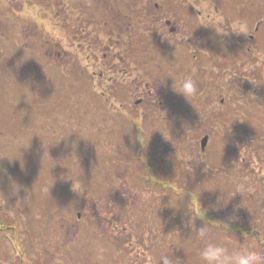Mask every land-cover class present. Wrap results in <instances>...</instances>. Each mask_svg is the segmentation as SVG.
I'll list each match as a JSON object with an SVG mask.
<instances>
[{
	"label": "flooded vegetation",
	"instance_id": "af4514ba",
	"mask_svg": "<svg viewBox=\"0 0 264 264\" xmlns=\"http://www.w3.org/2000/svg\"><path fill=\"white\" fill-rule=\"evenodd\" d=\"M207 1L211 3H205ZM242 1L250 3V0H237L238 3L230 9L227 4H221L225 0H0V43L19 41L38 44L42 62L35 64L37 74L49 76L61 72L88 76L93 88L100 89L104 107L122 101L116 110L122 114L112 117L111 122L105 121L106 125H103L107 129L102 135L105 147L110 149L113 146L107 139L108 129L115 123L117 133L113 136L116 138L115 148H111L115 155L106 161L107 172L101 184L104 188L102 206L97 202H94V206L88 205L92 216L101 220L104 241L112 242L109 240V236H112L118 242L113 244L116 252L112 255L117 264H167L169 243V248L180 246L189 260L193 256L197 258L195 263L202 264L199 253L207 241L212 242V232L216 230L229 237L240 236L248 247L264 255V225L257 227L258 220L255 223L247 217L228 222L232 215H264V195L254 196L251 191L250 197V189L258 180H249L245 174H237L244 169H241L243 164L233 163L237 159L234 149L222 148L220 143L215 142L212 129L221 123L231 125L234 120V114L229 116V111L226 116H220V113H226L221 112L220 105L230 107L233 102L231 113L236 112L235 96H231L237 87L233 80L223 95L219 92L220 88L215 86L219 67L211 72L204 68L205 47L209 49L211 42L218 44V41H208L206 34L200 37V33L205 31L204 21H218L216 14L223 19V25L229 26L234 21L238 24L251 21V6L242 4ZM3 12H7L8 17ZM191 26L193 31L198 32L195 39L193 35L188 36V33H192L188 30ZM182 27L186 30H181ZM243 36H234L231 49L236 51L235 45H238V52L251 50ZM167 56L180 63L192 61V67L180 68L185 73L183 75L193 76L194 72L195 77H199L196 92L189 100L155 77L163 66L167 69V78L171 79ZM229 71L232 74L230 79H236V70ZM153 77L159 80L150 81ZM243 80H246V76ZM132 95L136 98L134 106L130 105L133 113L125 114L122 111L127 107L124 103ZM215 103L220 106L218 112L213 110ZM161 110L163 113L167 111V116L156 115ZM207 113L210 117H205ZM14 117L16 121L22 120L18 115ZM3 124L0 121V126ZM144 125L151 127L152 131L145 130ZM127 126L134 130L136 127V132L126 130L123 136L120 131ZM218 134L223 137L221 133ZM230 134L231 130L228 129L225 135ZM205 137L207 143L203 148L202 140ZM184 138L179 144L176 142ZM162 146L167 162L160 166L161 170H154L153 158L150 159L149 155L154 156ZM117 152L122 161L144 166L145 177L143 173V176H130V172L124 176L117 169V159L120 158L116 156ZM256 154L258 156L260 151ZM246 160L243 158V162ZM13 173L15 178L12 181ZM236 175L238 178H235ZM49 176H52L51 170ZM123 176L127 179H121ZM0 177L6 179L2 181L4 187L0 185V232L8 240L13 239L10 235L13 234L17 241L15 243H18L15 248L22 256L23 264H34L22 244L25 242L29 246L31 236L27 242L19 239L29 231L30 227L25 224L31 214L23 212L21 206H16L19 212L13 214L11 202L8 201L12 182L20 195L33 194L32 182L25 179L24 170H12V166L7 164L0 166ZM260 177H264V169ZM53 182L55 195H49L52 200L59 198V187H63L61 190L65 193L76 189V181L69 180L63 186L60 179ZM116 186L125 189L115 191L113 195L111 188ZM44 193L40 190L39 194ZM43 196L38 207L44 206L42 200L46 196ZM15 215L22 217L24 227H19ZM173 215L176 219H173ZM77 217L81 220L83 215L78 214ZM258 219L263 220L262 216ZM86 221L91 223V220ZM53 223L58 228L47 231L44 244L49 250L53 243L59 249L56 234L60 230L67 237L79 232L74 216L70 219L57 215ZM171 229L177 232L169 234ZM202 229L206 230L204 237H201ZM253 239L257 247L251 243ZM36 242L42 245L40 235ZM44 246L41 248L44 249ZM57 261L61 263L59 257ZM0 264H7L1 260V255Z\"/></svg>",
	"mask_w": 264,
	"mask_h": 264
},
{
	"label": "rangeland",
	"instance_id": "374dc122",
	"mask_svg": "<svg viewBox=\"0 0 264 264\" xmlns=\"http://www.w3.org/2000/svg\"><path fill=\"white\" fill-rule=\"evenodd\" d=\"M236 1L225 0V3L221 2V4H227L230 9H233V5L238 3ZM205 3L211 2L207 1ZM241 3L251 6V21L247 20L246 24H238L234 21V24L231 22L228 26L223 25L221 23L223 19L216 14L218 21L212 23L204 21L203 30L205 31L200 33V37L203 38L206 34L208 41H218V44L211 42L208 46L209 49L205 47L207 54L204 58V68L211 72L213 68L219 67V71L215 72L217 76L215 86L220 88L219 92L223 95L225 89L232 85L233 80L236 81L237 91L231 96H235L236 112L231 113L232 108H234L233 102L230 107L228 105H220V107L216 102L213 108L218 112L220 107L221 112H226L225 114L220 113L221 117L226 116L227 111H229V116L234 114V120H232L231 125L218 124L212 131L215 132L216 144L219 145L220 143L222 148L225 149H234L237 159L235 158L233 163L243 164L241 169H244L245 172L241 170L237 174L242 176L245 174L244 176L249 180H258L257 184L250 189L251 197V191H253L254 196L264 195V177H260L264 169V0H250V3L249 1H242ZM3 14L8 17L7 12H3ZM219 14L221 13L219 12ZM225 19H229V17H225ZM239 25H245L246 32L240 33L238 31ZM180 29L184 30L185 28ZM234 29H236L235 32ZM168 30L169 28H167ZM188 30L192 32L188 33V36L193 35L195 39L198 32L193 31L192 26ZM236 35H244L242 38H246L247 46L251 48L250 51L242 50L238 52L239 48L236 47L238 45H235L236 51L231 49ZM250 36H253V39H250ZM11 42L0 43V121L4 123L0 126V166L3 167L7 164L12 166V170H24L25 179L30 180L33 185V194L27 195L24 193L20 195L12 182L11 196L8 200L11 202L13 214L19 212L16 210V206H21L24 208L23 212L31 214L28 215V217H31L30 220L26 219L25 224L30 227L29 231L19 238L27 242L31 236L29 246H26L25 242L22 243L28 250V258L33 260L34 264H37V262L38 264H112V262L117 264L112 255L116 252L113 244L118 242L112 236H109V240L113 243L104 241L105 236L103 234L105 232H101V220L97 216H92L88 205L94 206V202H97L100 207L102 206L104 188L101 184L105 179L104 174L107 172L105 169L106 161L112 155H115L112 151L115 148L116 138L113 136L117 133L115 123L109 127L107 139L109 143L113 144L114 147H111L113 150L107 148L108 146L105 147L102 142V135L107 129L103 125H106L105 121L111 122L112 117L116 118V116L122 114L116 111L122 101H116L111 106L104 107L105 103L100 96V89L93 88V82L89 80L88 76L67 75V73L61 72L60 74H49V76L37 74V71L34 70L36 68L35 64L40 65L42 62L39 45L24 44L19 41ZM40 58L41 61H39ZM167 60L171 79L167 78V69H164L163 66L155 75L156 78H160V81L169 84L172 88L174 82L178 85L184 78H191L195 86L198 85L197 80L199 77H195L194 72L191 76L183 75L185 74L184 71H180L182 66L187 69L190 66L192 67V61L184 60L180 63L174 61L172 57H168ZM229 69H232L233 72L236 70V79H230L232 74ZM244 72L245 74H243ZM255 72L257 76L254 75ZM244 76H246L245 81L243 80ZM156 78L153 77L150 81ZM229 80L230 83H228ZM45 84L49 86L44 87ZM242 85H252V90L244 91ZM128 100L124 103L127 107L122 109L125 114L132 112L130 105L135 103L136 98L132 95ZM161 112L162 110L156 115L167 116V111ZM173 114H175L174 111ZM16 115L22 117V120L16 121L14 119ZM206 116L210 117V114L207 113ZM106 117H108V120H105ZM11 123L12 125H10ZM144 126H146L145 130L152 131L151 127ZM211 126L213 125L211 124ZM228 129L231 130L230 136L225 135ZM126 130L134 132L136 127L135 130L128 128V126L123 128L120 131L123 136H125L124 131ZM218 132L223 137H220ZM180 135L182 134H178V136ZM184 140L185 138L175 141L179 144ZM189 145H193V143ZM123 147L121 145L122 149ZM161 148V151L158 149L154 156L149 155L150 159L153 158V161H151L154 170H159L160 166L165 165L167 162L163 152L164 146ZM257 151H260L258 156ZM118 155L120 157L117 152L116 156ZM243 158H246L247 162H243ZM117 165V169L122 171L124 176L128 172H130V176L134 174L143 176V173L145 177L147 174L144 166L136 165L130 161L126 163L124 160L122 161V157L117 159ZM50 170L52 178L49 176ZM130 176L129 179L131 180ZM123 177L121 179H127V177ZM14 178L13 173L12 181ZM107 178H110V176ZM235 178H238V175ZM55 179H60L62 186L63 183L66 185L69 180L76 181V189L70 191L74 195L63 192L61 189L64 188L59 187V198L52 200L49 195L50 193L55 195L53 191L55 189V182H53ZM5 180V178L0 177L2 188L4 187L2 181ZM58 184L60 185V183ZM111 189L114 195L115 191L120 192L125 187L119 188L116 186ZM40 190L45 193L39 194ZM43 195L46 196L45 200H42L44 206L38 207L41 204V197H44ZM48 201H51V203ZM78 214L83 215L81 220L78 219ZM57 215L60 217L67 216L70 219L74 216L75 224L79 226V232L67 237V235H62L60 230L56 234V238L59 240V249L53 243L49 250L44 244L48 232L53 231L54 227L58 228L53 223ZM15 216L19 227L21 228L22 225L24 227L22 217L20 215ZM260 216L263 220L258 219ZM245 217L249 220H258L257 227L264 225V215H232L228 222L244 220ZM173 219H176L174 215ZM86 220H91V223ZM40 225H42V228ZM214 226L218 228V225L214 224ZM176 232L175 229L169 230V234ZM212 234V242L210 243L216 241L215 244L226 247L229 252L240 246H247L245 241L238 235L229 237L217 230ZM10 235L13 238L12 240L5 239L4 233L0 232L1 260H5L7 264L11 262L12 264H23L24 260L22 256L18 255V249L15 248L18 243H15L17 241L13 234ZM39 235L42 245L36 242ZM251 243L254 247H257L256 240L253 239ZM168 245L167 264H195L192 260L196 262L197 258L192 256L193 259L189 260L180 257L184 249H180V254L178 247H174L170 251ZM42 246L45 250L41 248ZM56 254L58 255L56 256ZM57 257H59L61 263L57 261ZM63 258L66 259L64 263ZM24 259L27 263L25 256Z\"/></svg>",
	"mask_w": 264,
	"mask_h": 264
},
{
	"label": "clouds",
	"instance_id": "9594fccd",
	"mask_svg": "<svg viewBox=\"0 0 264 264\" xmlns=\"http://www.w3.org/2000/svg\"><path fill=\"white\" fill-rule=\"evenodd\" d=\"M245 25H239L240 33L246 32ZM236 29H234V32ZM174 90L183 95L187 100L196 92V86L191 78L182 79L177 85L174 82ZM196 207L195 212L197 211ZM206 236V230H201V237ZM202 264H264V255L248 246H240L232 252L226 247L215 243H208L199 253ZM166 259V258H165Z\"/></svg>",
	"mask_w": 264,
	"mask_h": 264
},
{
	"label": "trees",
	"instance_id": "16d2710c",
	"mask_svg": "<svg viewBox=\"0 0 264 264\" xmlns=\"http://www.w3.org/2000/svg\"><path fill=\"white\" fill-rule=\"evenodd\" d=\"M251 1H253V0H251ZM252 6H253V4H252ZM263 17V16H262ZM222 69V68H221ZM254 75H256L257 76V73L255 72V74ZM253 75V77H255ZM240 86H241V84H240ZM242 87L244 88V90H246V91H251L252 89H251V87H252V85H246V86H244V85H242ZM182 254H185V252L182 250ZM186 256H187V254H186Z\"/></svg>",
	"mask_w": 264,
	"mask_h": 264
},
{
	"label": "water",
	"instance_id": "95a60500",
	"mask_svg": "<svg viewBox=\"0 0 264 264\" xmlns=\"http://www.w3.org/2000/svg\"><path fill=\"white\" fill-rule=\"evenodd\" d=\"M206 143H207V138L205 137V138L203 139V142H202V146H203V148H205Z\"/></svg>",
	"mask_w": 264,
	"mask_h": 264
}]
</instances>
